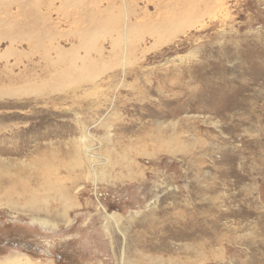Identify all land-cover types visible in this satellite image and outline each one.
I'll list each match as a JSON object with an SVG mask.
<instances>
[{
    "label": "rangeland",
    "instance_id": "obj_1",
    "mask_svg": "<svg viewBox=\"0 0 264 264\" xmlns=\"http://www.w3.org/2000/svg\"><path fill=\"white\" fill-rule=\"evenodd\" d=\"M182 1L0 0V183L27 180L19 202L65 184L77 204L67 222L1 204V261L264 264V0ZM167 15L189 24L160 44ZM84 129L117 157L141 137L129 167L96 185L70 167Z\"/></svg>",
    "mask_w": 264,
    "mask_h": 264
},
{
    "label": "bare ground",
    "instance_id": "obj_2",
    "mask_svg": "<svg viewBox=\"0 0 264 264\" xmlns=\"http://www.w3.org/2000/svg\"><path fill=\"white\" fill-rule=\"evenodd\" d=\"M184 1V0H183ZM182 1V2H183ZM191 1V0H190ZM192 4L195 3L193 1H191ZM175 3V2H174ZM190 3V2H189ZM122 5V4H121ZM160 5V4H159ZM125 6V4H124ZM122 6V7H124ZM174 6H176V3L174 4ZM181 6V5H180ZM187 6V5H185ZM160 7V6H159ZM177 7V6H176ZM179 7V6H178ZM177 7V8H178ZM184 7V6H183ZM181 7V8H183ZM157 8V7H156ZM177 8H174L175 10H177V13L180 11L179 9ZM180 8V7H179ZM188 8V7H187ZM192 7L190 6V9ZM193 8H196V7H193ZM186 9V8H185ZM126 10V9H125ZM134 10V9H133ZM168 10V9H167ZM172 10V9H171ZM189 10V9H187ZM196 10V9H195ZM193 10V11H195ZM169 11V10H168ZM167 11V12H168ZM186 11V10H185ZM190 11V10H189ZM164 13L166 11H163ZM170 12V11H169ZM192 13V10L190 11ZM176 13V14H177ZM181 12H179V15H180ZM183 13V12H182ZM170 14V13H169ZM172 14H174L172 12ZM195 14V13H193ZM197 14V13H196ZM129 15V14H128ZM175 15V14H174ZM144 16V15H143ZM126 18H128L127 15H125ZM199 17V16H198ZM142 18V17H141ZM185 18V17H184ZM190 18H192L190 16ZM156 20V19H154ZM153 20V21H154ZM187 22L189 20V17L187 15V18H186ZM103 21V20H102ZM126 21V20H125ZM180 21V19H179ZM182 22L180 23H176V20L174 21V17L170 16V15H167L165 17H161L159 18V20L157 21L156 23V27L154 28V30H150L149 27L150 25L148 26V29L149 31H153L154 33H156V37L161 40L163 39L162 41H160V44L163 43L164 40L170 38L173 34L172 33H175L176 31L178 32V30L182 29V26H185V19L181 20ZM155 22V21H154ZM178 22V21H177ZM103 22L100 24L99 27H108L110 31L112 30H115L116 28L114 26H112V24H110L109 22ZM99 24V23H98ZM186 24H189V23H186ZM138 25V24H137ZM147 25V24H146ZM123 28H122V33L120 35H122L123 37H126L128 35V37L131 35L130 34V31H131V28L128 27V24L127 22H125V24L123 23ZM121 27V26H120ZM189 27V26H188ZM191 27V26H190ZM134 28V27H133ZM132 28V29H133ZM135 29V28H134ZM185 29V28H184ZM120 30V29H119ZM140 30V29H139ZM146 30V29H145ZM91 30H88L87 32H89ZM121 31V30H120ZM118 32V31H117ZM141 32V31H140ZM176 32V33H177ZM182 32V30H181ZM90 33V32H89ZM114 33V32H113ZM175 33V34H176ZM86 33L83 32L82 35H85ZM88 34V33H87ZM143 34V33H142ZM87 36V35H86ZM117 36V35H116ZM132 37V36H131ZM86 37H84L85 39ZM92 38V37H91ZM121 38V36H120ZM133 38V37H132ZM138 38V37H137ZM156 38V39H157ZM113 40V39H112ZM122 40V38H121ZM169 40V39H168ZM171 40V39H170ZM87 41V40H86ZM124 41V40H123ZM112 42V41H111ZM122 42V41H121ZM120 42V43H121ZM159 42V41H158ZM157 42V43H158ZM115 43V42H114ZM113 43V44H114ZM132 43V42H131ZM86 44V43H84ZM112 44V43H111ZM133 44V43H132ZM116 46V45H115ZM130 48V46H129ZM116 50V49H115ZM128 51V50H127ZM113 52V51H112ZM121 52V51H119ZM115 54V51L113 52ZM118 53V52H117ZM131 53V52H130ZM120 55V54H118ZM117 55V56H118ZM125 55V54H124ZM131 55V54H130ZM115 56V55H114ZM119 57V56H118ZM115 58V57H114ZM117 58V57H116ZM121 58V57H120ZM127 58V57H126ZM125 58V59H126ZM132 58V57H131ZM119 59V58H118ZM128 59V58H127ZM131 60V59H130ZM116 60L114 59V62ZM127 61V60H125ZM118 61H116V64H117ZM124 62V61H123ZM122 65V64H121ZM120 65V66H121ZM124 65V64H123ZM129 66V65H128ZM129 68V67H128ZM86 68H84L82 71H84ZM88 70V69H87ZM101 70V69H100ZM125 71V70H124ZM122 72V71H121ZM67 74V73H66ZM87 74V73H86ZM83 75V74H82ZM93 76V74L91 75ZM64 79H65V74L62 76ZM67 77V76H66ZM85 77V76H84ZM87 77V76H86ZM90 78V76H89ZM71 79V78H69ZM70 81V80H69ZM64 83L65 80L63 81ZM115 114V113H114ZM188 116V115H187ZM170 124V123H169ZM216 124V123H215ZM167 125L165 124H162L161 122L157 123V126H156V129L154 132H149L147 133V136L149 138H151V143L154 144V145H158L161 141H164V140H168V139H165L164 138V135L163 133L161 134V130L163 127H166ZM175 126V124L173 125V127ZM104 127H106V131L105 133L101 136L102 139H104L105 141H108L111 139V136H110V133H109V125L108 123L104 124ZM105 129V128H104ZM86 130L84 129L82 134L80 135L79 137V142H76V151H77V155L75 156L74 160L73 161H70L68 162V165L72 168L74 167H80V168H84L86 167V171L84 173V175L86 176V178L90 179L93 183V185H96V183L99 181V179H101L100 177H107L109 175V165H114V164H120V165H124L126 168L129 167V163L132 161L133 157H131L128 153V150L132 149V148H135L136 146L135 145H138L139 143H141V137H139V139H136L134 138L132 140V142L128 143L127 147H125L124 151L123 152H120V155L121 157H117V153L116 155L114 154V150L115 148L109 145H104V143H102V141L98 140V144H95L94 148L97 147V148H101L102 145L104 148H101L104 152L101 153L100 149L95 151L93 146L90 145V141H89V138H90V133H89V137L86 135ZM174 136H177L176 134H173V137ZM172 137V138H173ZM168 138V137H167ZM94 139V137H93ZM143 140V139H142ZM169 141V140H168ZM167 141V146L170 148L171 151L175 152L176 150H178V146L176 145H171L169 144ZM111 143V142H110ZM172 143V142H171ZM144 144V143H143ZM93 145V144H92ZM126 146V145H125ZM135 146V147H134ZM181 146H184V144H182ZM91 149L93 151H91ZM128 149V150H127ZM44 154V153H43ZM57 154V153H56ZM46 155H49V154H46ZM113 155V156H112ZM119 155V156H120ZM54 156V155H53ZM112 156V157H111ZM46 157V156H45ZM112 158V159H111ZM40 159V158H39ZM44 161L45 163L48 161L47 157L44 158ZM41 161V162H42ZM40 162V164H41ZM4 162L0 161V171L2 169V167H5L3 166ZM22 164L24 162H21ZM35 165V164H33ZM48 166V165H47ZM57 166V165H56ZM119 166V165H118ZM45 167H46V164H45ZM5 168H8L7 166ZM10 168V167H9ZM8 168V169H9ZM109 168V169H108ZM78 169V168H77ZM124 169V168H123ZM83 170V169H82ZM117 170V169H116ZM6 171V170H5ZM78 171V170H77ZM128 171H131V169H129ZM76 172V171H75ZM16 173H20V171L16 172ZM83 173V172H82ZM113 173V172H112ZM74 174V173H73ZM2 175H5V177H9V172L6 171V173H2L0 175V177ZM120 176V174H119ZM3 178V177H2ZM16 179V178H14ZM16 181V182H14ZM14 181H11L8 185H3L0 183V205L1 204H5L6 206L10 207V208H14L16 205H19L21 206L20 204L22 203L23 205H25L26 207H31L30 209H34V211L32 210V212H36L35 210H41V211H44V212H50L51 210L52 211H55L56 213L58 212V215L59 217H62L63 219H66L65 221L67 222L69 220V217L66 215V211L67 209L73 207L74 205H77L74 203V201L70 198V196L68 195V192L65 191L67 190L66 187H64L65 184L63 185H60L59 184V190L58 188H56L57 191H60V196L59 194L56 196V198L58 197H61L60 198V207L57 209H51L47 203H44L41 204L37 201V198H40L42 197L41 199H44V200H47L48 197H52L51 195V189L52 187L49 186V184L46 183H43L40 184L42 185V194H35V193H31V194H28V198L25 200V201H22V202H19L20 201V198L23 196L24 192L26 190L29 189V184H28V181L25 180L23 181V186L21 187V185L19 183H17V179L14 180ZM22 182V181H21ZM40 183V182H39ZM11 184V185H10ZM39 185V186H40ZM36 186V185H35ZM41 187V186H40ZM39 188V187H38ZM54 188V187H53ZM3 189V190H2ZM40 189V188H39ZM18 195V197H16L15 195ZM53 198V197H52ZM56 198H53V199H56ZM55 201H58L59 200H55ZM50 204V203H49ZM31 211V210H30ZM54 214V212H53ZM109 215V214H108ZM35 218V217H34ZM56 219V218H55ZM108 219H112V220H117V214L116 213H113V214H110L108 216ZM55 221V220H54ZM56 223V222H55ZM176 223V222H175ZM174 227V226H173ZM185 227V226H184ZM188 230V229H187ZM189 231V230H188ZM183 232V231H182ZM191 234V233H190ZM186 235V234H185ZM188 235V234H187ZM205 251V250H204ZM203 254V253H202ZM196 257V256H195ZM200 258V257H199ZM172 259V258H171ZM150 260V259H149ZM121 261V264H124L125 262V259L124 258H121L120 259ZM157 261V260H156ZM155 262V261H154ZM152 263V262H151ZM156 263V262H155ZM0 264H35L33 261H30L28 258L26 257H22V256H16V257H12V258H8L6 260H3L1 261L0 260ZM157 264V263H156ZM159 264V262H158Z\"/></svg>",
    "mask_w": 264,
    "mask_h": 264
}]
</instances>
